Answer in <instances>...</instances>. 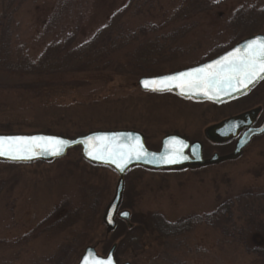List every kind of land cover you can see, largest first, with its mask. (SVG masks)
<instances>
[{
    "label": "rangeland",
    "instance_id": "rangeland-1",
    "mask_svg": "<svg viewBox=\"0 0 264 264\" xmlns=\"http://www.w3.org/2000/svg\"><path fill=\"white\" fill-rule=\"evenodd\" d=\"M128 4L129 0H16V11L10 9L13 47L36 60L50 44H66L71 37L74 47L81 46ZM186 10H193L189 18ZM133 12L123 21L126 31L145 24H156L164 32L177 29L178 35L185 32L180 48L147 55L157 62L149 61L145 72L129 62L136 49L150 48H124L116 54L118 63L100 60L97 68L85 73L83 65L36 80L0 73V133L7 124L24 133L44 127L69 138L97 130H134L144 133L152 150L160 148L165 135L178 134L202 143L208 158L233 153V143L213 144L206 131L242 112L264 111V80L249 94L218 106L143 91L138 81L200 64L246 38L264 35V0H162L131 19ZM118 180L112 170L86 162L80 148L53 162H0V264H78L87 247L105 256L114 245L119 263L264 264L251 251L256 241H264V229H254L246 221H239V226L247 241L223 237L203 224L179 238H167L155 224L156 216L175 224L210 214L227 199L264 192V135L237 160L180 172L132 170L125 178L122 202L131 212V227L118 221L108 232L103 217ZM129 234L136 240L132 245L124 243Z\"/></svg>",
    "mask_w": 264,
    "mask_h": 264
},
{
    "label": "trees",
    "instance_id": "trees-1",
    "mask_svg": "<svg viewBox=\"0 0 264 264\" xmlns=\"http://www.w3.org/2000/svg\"><path fill=\"white\" fill-rule=\"evenodd\" d=\"M15 2L16 0H0V73L14 79L52 78L55 77L57 73L65 69H71L69 67L75 65V67H79L80 65L84 66V68L81 69L82 73L89 72L97 68L100 60H104V62L108 60L109 65L118 63L116 54L120 53V50L124 48H150L151 52L146 49H136L132 54L131 59H133V61L131 60L132 62H129V64H132L133 68L143 70L149 66L147 64L157 62L154 58L149 59L147 55L162 52L165 48H180L178 41L185 33L178 35L179 30L177 29H174L172 33L164 32L165 28L160 30L157 28L156 24H145L136 31H126L124 29L126 24L123 23V21L128 14L133 12L131 9H134L133 15L130 17L132 19L135 18V16H141L145 9H154L156 5H160L162 2V0H129V4L125 9L126 11L117 12L111 22L99 29L94 37L83 43H79L81 46L78 45L74 47L75 37H73V39L71 37V41L66 44L62 42L50 44L48 48L34 60L28 55H24L22 50L18 52V50L13 47L14 12L12 13V11H16L18 6L15 5ZM20 3L19 5H21ZM11 8L12 11H10ZM183 13L186 18H189L190 14H193V10H186ZM75 35L76 38H78V34L75 33ZM168 40L169 42H167ZM171 43L175 44V47L171 45ZM149 72L154 71L151 70ZM33 127H36V125ZM3 128V134L24 133L21 130L17 131L18 129L16 130L13 124H7L3 126ZM33 131L54 133L52 129H44V127L41 129L37 127ZM56 134L67 136L64 133ZM235 215H238V217H235ZM239 221H246L250 226L254 227V229H264V192H250L233 199H227L222 201L210 214L204 216L194 215L175 224L168 222L163 217L156 216L155 224L158 229L157 231L160 232V236L167 238H179V236L185 234L186 231L195 228L197 225L203 224L219 230L223 237H235L243 241L246 236L244 229L239 226ZM129 231L131 233L134 230L130 229ZM245 240L247 241L248 239ZM135 241L133 234L132 236L129 234L128 239H126L124 243L132 245ZM256 242L258 245L252 246L254 249L251 251L257 255L261 261H264V241ZM181 244H183V242H180L178 247H180Z\"/></svg>",
    "mask_w": 264,
    "mask_h": 264
},
{
    "label": "water",
    "instance_id": "water-1",
    "mask_svg": "<svg viewBox=\"0 0 264 264\" xmlns=\"http://www.w3.org/2000/svg\"><path fill=\"white\" fill-rule=\"evenodd\" d=\"M256 38H264L263 34L254 35L246 38L227 50L226 52L220 54L219 56L195 65L188 67L176 72L142 77L138 85L143 91L164 93L172 92L185 99H193L195 101H209L216 104H224L240 98L248 94L255 85L264 78L262 74L257 78L252 84L247 88H239L238 90L228 89L227 91H209L208 95H205L203 91H189L185 88L183 91L181 88L176 87L175 84L168 86L161 85L159 90H152L151 87L145 88L144 81L159 80L164 77L175 76L182 72H189L193 69L202 68L206 65L213 64L215 61L222 59L224 56L233 52L237 48L243 49L244 46L251 40ZM261 113V108L252 109L250 111L244 112L234 117H230L221 121L218 124L210 127L206 131V137L213 143L216 144H226L232 141H236L235 149L233 153L227 156H219L215 154L210 159L203 158V146L200 142H191L188 139L178 135L169 134L165 136L162 140L161 147L159 151H153L148 148L146 144V139L144 134L134 131V130H97L91 131L86 134L77 136L75 138H69L61 134L47 133V132H36V133H18V134H0V137H54L59 140L66 141L67 144L63 151L59 155L51 154V147L49 145H41L35 148V155L31 159L13 160L6 156H0V162L10 163V164H34L37 162H51L55 160H60L67 156L70 150L74 148H80L82 158L96 166H102L112 170L118 175V183L115 188V194L112 201L107 206L105 211L103 222L108 230L112 232L117 227V219H122L130 224L131 214L128 210H121L124 192H125V178L128 172L132 169L140 167L150 171H182L188 168H195L207 165L219 164L225 160H237L239 159L244 150L250 146L254 138L264 135V120L260 126H256L257 119ZM96 137H109L107 141H100L95 139ZM89 138H92V143H88ZM137 138L139 143L143 148V152L146 155H142L139 159L135 157V153H132V158L127 160L124 165V170L116 166L112 162V158L109 156V152L119 153V152H129L136 143ZM173 141H178L179 143H173ZM48 148V151H44ZM89 151L93 152V156H90ZM95 155H102L104 159L94 158ZM170 157L175 158L174 163H168L167 160ZM186 157V158H185ZM122 213H128L127 216L122 215ZM111 221V222H110ZM116 246H114L106 256H101L98 254L94 247H87L79 261L78 264H84L85 258H108L111 257L114 264H120L117 262L115 257ZM123 264H131L130 262H125Z\"/></svg>",
    "mask_w": 264,
    "mask_h": 264
},
{
    "label": "snow or ice",
    "instance_id": "snow-or-ice-1",
    "mask_svg": "<svg viewBox=\"0 0 264 264\" xmlns=\"http://www.w3.org/2000/svg\"><path fill=\"white\" fill-rule=\"evenodd\" d=\"M262 74H264V38H256L249 41L243 49L237 48L213 64L151 82L144 81L143 84L145 88L151 87L154 91L159 90L161 85L175 84L182 91L187 88L189 91H203L205 95H208L210 90L218 93L228 89L247 88ZM95 139L107 141L109 137H96ZM88 143H92V138H89ZM173 143L179 142L173 141ZM66 144V141L54 137H0V156L13 160L31 159L36 154L35 148L41 145L52 146L51 154L59 155ZM48 150V148L44 149V151ZM133 152L137 159L146 155L138 138L131 151L127 153L109 152V156L120 171H123L127 160L132 158ZM88 154L94 155L92 151ZM94 158L104 159L102 155H95ZM167 162L174 163L175 158L170 157ZM122 215L127 216L128 213H122ZM84 264H114V261L111 257L85 258Z\"/></svg>",
    "mask_w": 264,
    "mask_h": 264
},
{
    "label": "flooded vegetation",
    "instance_id": "flooded-vegetation-1",
    "mask_svg": "<svg viewBox=\"0 0 264 264\" xmlns=\"http://www.w3.org/2000/svg\"><path fill=\"white\" fill-rule=\"evenodd\" d=\"M263 114H264V112H262L261 116L258 118V121H257V125H258V126L262 123V121H263V119H264ZM231 143H233V145L235 146L236 141H233V142H231ZM203 154H204V158H205V159H209V158H211V157L208 158L207 156H205L204 148H203Z\"/></svg>",
    "mask_w": 264,
    "mask_h": 264
}]
</instances>
